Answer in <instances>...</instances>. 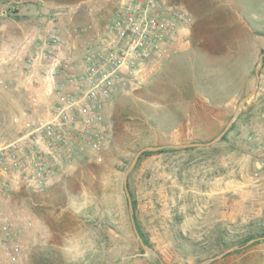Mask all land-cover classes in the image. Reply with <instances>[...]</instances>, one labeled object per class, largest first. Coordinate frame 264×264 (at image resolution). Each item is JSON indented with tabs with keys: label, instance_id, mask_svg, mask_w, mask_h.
<instances>
[{
	"label": "rangeland",
	"instance_id": "374dc122",
	"mask_svg": "<svg viewBox=\"0 0 264 264\" xmlns=\"http://www.w3.org/2000/svg\"><path fill=\"white\" fill-rule=\"evenodd\" d=\"M166 1L190 17L191 34L181 55H172L161 73L119 100L108 118L111 139L101 162H81L41 191L0 194V225L5 219L14 224L13 243L20 247L15 260L1 249L0 264H67L61 238L80 228L95 238L82 264H205L230 248L235 250L209 264H264V237L242 243L264 228V59L259 95L242 105L225 132L257 81L264 0ZM111 2L0 0V12L7 11L0 15V34L5 23H25L39 8L75 28H84L92 17L101 18L102 27L112 17ZM202 97L213 113L227 105V115L216 136L191 143L210 144L224 135L202 147L171 148L177 145L171 133L185 102ZM15 129L4 136L8 142L18 135ZM159 146L165 151L144 152L128 176L132 216L126 173L139 150ZM221 177L224 181L217 180ZM219 185L226 191L206 195Z\"/></svg>",
	"mask_w": 264,
	"mask_h": 264
},
{
	"label": "built area",
	"instance_id": "2783aa9c",
	"mask_svg": "<svg viewBox=\"0 0 264 264\" xmlns=\"http://www.w3.org/2000/svg\"><path fill=\"white\" fill-rule=\"evenodd\" d=\"M6 14L1 10L0 15ZM190 34V17L183 8L166 0H119L97 36L71 34L84 52L80 73L56 32L44 39L38 52L29 51L33 40L27 38L13 56L29 52L23 61L31 68L30 77L37 75L49 101L46 115L28 119L16 139L8 142L0 135V194L41 191L81 162H101L111 139L107 108L116 97L146 84ZM36 63L44 66L38 73ZM14 235V224L5 219L0 225V250L15 260L20 247L13 243Z\"/></svg>",
	"mask_w": 264,
	"mask_h": 264
},
{
	"label": "crops",
	"instance_id": "0c3cea01",
	"mask_svg": "<svg viewBox=\"0 0 264 264\" xmlns=\"http://www.w3.org/2000/svg\"><path fill=\"white\" fill-rule=\"evenodd\" d=\"M107 5L108 13L113 14L118 6L119 0H111ZM34 16L25 23H17L14 26L5 23L2 26L0 39L4 47L0 49V135L5 136L11 128H16L18 135L24 132L25 124L28 119L35 120L46 115L49 97L43 86L38 85V77H30V66L26 65L23 59L29 53L21 50V57L16 58L13 53L19 50L25 40L29 37L33 40V44L29 51L38 52L42 48V43L51 32H56L62 41L66 43L65 52L72 56L76 72L83 70L84 52L76 47L72 40L71 33L78 29L82 31V37H94L99 34V31L104 25L99 26L101 18H89L87 26L84 28H75L71 22L64 23L62 17L54 18L53 20L47 17V8H39L32 10ZM108 20V19H107ZM107 22V21H106ZM77 30V31H78ZM14 46V47H13ZM185 43H178L174 47L172 58H177L181 55ZM204 54L210 53L204 49H200ZM22 59V60H21ZM44 66L36 63L35 70L38 73ZM163 67V66H162ZM162 67L156 69V74L161 73ZM36 73V74H37ZM150 76L147 77L149 81ZM1 82L8 84L9 88L5 89ZM248 95V94H247ZM256 95V94H255ZM259 95V93H257ZM257 95L250 101L251 104ZM129 96V95H128ZM124 96H118L106 110V122L108 126V118L114 116L116 106L120 105V99ZM200 101L202 107H198ZM186 111L183 113L181 120L179 119L177 126H173L171 138L174 144L187 145L195 140H207L212 136H216L218 131L224 125V119L227 115L224 110L227 105L213 113L209 106L208 99L195 98L185 102ZM245 109V108H244ZM110 113V114H109ZM15 126V127H13ZM109 128V126H108ZM264 138V133H263ZM13 139V140H14ZM201 143V142H194ZM192 144V143H191ZM257 144V143H256ZM218 181H224L221 177ZM226 189L223 185L215 188V191L209 190L206 192L208 197H212L213 193L222 194ZM1 200V196H0Z\"/></svg>",
	"mask_w": 264,
	"mask_h": 264
},
{
	"label": "water",
	"instance_id": "95a60500",
	"mask_svg": "<svg viewBox=\"0 0 264 264\" xmlns=\"http://www.w3.org/2000/svg\"><path fill=\"white\" fill-rule=\"evenodd\" d=\"M263 59H264V54H262L260 56V60H259V68L256 70V78H257V81H256V84H255V87L252 89V91L246 95L239 103V107H238V110H237V113L236 115L234 116V118L232 119V121L230 122L229 126L226 128L225 132L229 129V127L232 125V123L235 121V119L237 118L238 114H239V111L241 110V107L243 104H245L248 100H250L252 97H254V95L257 93V88H258V85H259V80H260V69L263 67ZM224 132V133H225ZM224 133L217 137L213 142H211L210 144H213L215 143L216 141H218L223 135ZM210 144H206V143H192V144H187V145H171L170 147L173 148V149H186V148H191V147H202V146H206V145H210ZM165 146H159V147H144L142 148L141 150H139L135 156V158L133 159L127 173H126V176H125V191L127 193V196L129 198V205H130V211H131V215L133 216V206H132V201H131V195H130V192H129V189H128V176L130 174V172L134 169V167L136 166L140 156L144 153V152H147V151H152V152H156V151H160L162 149H164ZM132 223H133V227H134V231L137 235V237L139 238V241H140V244L141 246L144 248V249H147V246L145 245L143 239L141 238V236L139 235L138 233V230L136 228V224H135V220L132 218ZM252 243V242H251ZM235 248H230L228 250H226L225 252L219 254V255H216L214 256L213 258H210L208 259L205 264H209L211 262H214L218 259H221L223 256H225L226 254L234 251Z\"/></svg>",
	"mask_w": 264,
	"mask_h": 264
},
{
	"label": "clouds",
	"instance_id": "9594fccd",
	"mask_svg": "<svg viewBox=\"0 0 264 264\" xmlns=\"http://www.w3.org/2000/svg\"><path fill=\"white\" fill-rule=\"evenodd\" d=\"M95 238L87 229L65 232L61 238L60 250L67 264H82L86 255L94 250Z\"/></svg>",
	"mask_w": 264,
	"mask_h": 264
},
{
	"label": "trees",
	"instance_id": "16d2710c",
	"mask_svg": "<svg viewBox=\"0 0 264 264\" xmlns=\"http://www.w3.org/2000/svg\"><path fill=\"white\" fill-rule=\"evenodd\" d=\"M164 151H165V149L164 150H161L159 153L164 152ZM146 153H150V152H146ZM261 231H262V233H260L259 235H256V236L250 235V236H248L247 238H245L244 240H242V243H246V242H248V241H250L252 239H255V237H261V236L264 237V228H262Z\"/></svg>",
	"mask_w": 264,
	"mask_h": 264
}]
</instances>
